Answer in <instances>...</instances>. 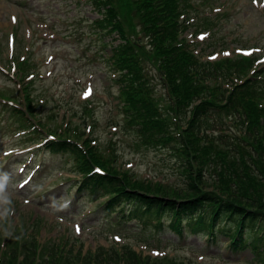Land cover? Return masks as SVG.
Masks as SVG:
<instances>
[{
	"label": "rangeland",
	"instance_id": "rangeland-1",
	"mask_svg": "<svg viewBox=\"0 0 264 264\" xmlns=\"http://www.w3.org/2000/svg\"><path fill=\"white\" fill-rule=\"evenodd\" d=\"M2 1L0 94L8 95L0 96V264H21L24 256L30 264H57L50 262L52 256L63 264L69 253L79 257L96 254L120 264L119 258L131 262L125 246L135 250L142 264H148V260L157 264H248L245 259L252 257L250 250L232 252L225 235L220 236L223 243L215 244L199 235L179 240L170 231L158 233L134 221L113 226L111 221H118L117 215L106 218L101 210L107 196L93 198L74 186L81 180L74 155L48 151L45 141L39 140L56 137L86 149L94 146L107 161L106 168L112 167L132 182L143 184L137 189L149 187L151 193L165 197L175 198L174 191H190L193 184L218 191L221 186L217 174L242 195L243 183L234 168L255 171L258 153L250 145L252 140H247L240 119L225 111L215 112L209 114V125L203 123L199 132L190 130V118L174 113L153 53L145 44L142 23L125 0H108L118 10L122 32L111 25L103 28L96 24L102 18L100 0H34L31 11L40 9V14L33 30L22 34V50L28 51L35 64V75L20 78L8 56L11 51L4 46L2 27L8 22ZM188 2L192 4L185 17L189 27L182 36L202 60L251 57L258 74L263 72L258 96L263 104L264 0ZM11 31L18 44V28ZM137 37L145 44L138 47L148 87L144 86L154 96L152 100L173 136L159 143L144 138L128 122L126 100L120 98L121 89L114 80L118 72H114L115 65L108 56L120 41L128 38L136 42ZM144 50L148 51L146 55ZM29 80L33 124L26 126L13 107L28 106L23 87ZM87 86L92 87L93 94L85 90ZM32 125L38 128L35 132ZM203 145L211 147L205 149ZM233 160L235 167L231 165ZM194 177H198L196 182ZM26 178L30 180L23 185Z\"/></svg>",
	"mask_w": 264,
	"mask_h": 264
},
{
	"label": "trees",
	"instance_id": "trees-1",
	"mask_svg": "<svg viewBox=\"0 0 264 264\" xmlns=\"http://www.w3.org/2000/svg\"><path fill=\"white\" fill-rule=\"evenodd\" d=\"M124 2H130L135 9L147 40L145 44L149 45L157 73L169 92L168 99L173 111L190 118V130L199 132L203 123L209 125V114L215 112L220 114L225 111L240 119L239 124L243 126L247 140H252L250 145L258 153L254 158L257 165L255 171L234 168L236 177L243 183V196L231 185L221 181L225 178L222 174H217L221 186L218 191L193 184L190 191H174L175 198L165 197L166 194L151 193L153 191L149 187L137 189L135 187H143V184H137L135 180L132 182L110 165L111 168H106L107 161L103 160L94 146L86 149L66 139L50 140L47 146L52 151H69L75 156L76 168L82 179L80 186L76 183L78 190H86L95 198L108 195V200L103 203L106 212L107 209L116 211L115 207L122 203H130L129 210L122 207L118 212L122 214L123 222L135 220L154 230L169 229L179 239L189 234H201L207 237L208 242L216 243L221 235H225L229 238L228 247L233 252L250 248L254 260L264 261V103L261 104L258 99L261 87L257 72L254 71L256 73L251 74L252 77L250 75L254 60L247 57L238 61L227 58L221 61L202 60L191 47V43L182 36L188 28L185 18L191 6L188 0ZM111 3L112 1L100 0V11L104 18L99 25L103 28L111 25L112 29L122 32L123 25L118 10ZM135 41L125 38V42L118 43L113 48L112 55H109L111 64L115 65L114 70L118 72L114 80L121 89L120 98L126 100L124 109L129 112L128 122L144 138L159 143L166 136H173L169 135L168 125L152 100L154 96L147 90L148 85L141 72L142 59L138 55V47H144V43L138 37ZM147 53L144 50L143 54ZM21 70L24 71L22 65ZM239 80L244 81L239 83ZM29 84L30 81L23 89L28 100L27 111L30 112L34 104L31 92L27 91ZM4 95H7L6 92ZM4 95L0 94L1 97H6ZM209 147L211 146H204L205 149ZM259 147L261 151L258 150ZM94 164L105 170L104 173L94 171ZM235 164L234 160L231 161V165L235 167ZM193 179L196 182L198 177ZM164 217L166 219L163 221ZM153 221L156 223L153 224ZM165 221L169 224H165ZM125 248L131 262L142 264L138 263L135 250L129 246ZM119 260L120 264H132L128 261L122 262V258ZM173 261L169 259V262ZM50 262L61 264L55 261V256H52ZM21 264L30 263L25 261L24 256ZM63 264L113 263L96 254L89 253L79 257L77 253H69ZM148 264H157V261L148 260Z\"/></svg>",
	"mask_w": 264,
	"mask_h": 264
},
{
	"label": "clouds",
	"instance_id": "clouds-1",
	"mask_svg": "<svg viewBox=\"0 0 264 264\" xmlns=\"http://www.w3.org/2000/svg\"><path fill=\"white\" fill-rule=\"evenodd\" d=\"M2 189H3V183L0 182V190H2Z\"/></svg>",
	"mask_w": 264,
	"mask_h": 264
}]
</instances>
